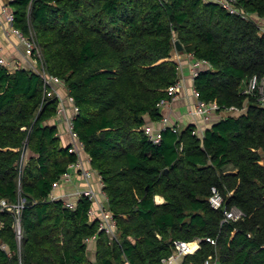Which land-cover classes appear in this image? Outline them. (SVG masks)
<instances>
[{"label":"trees","instance_id":"trees-1","mask_svg":"<svg viewBox=\"0 0 264 264\" xmlns=\"http://www.w3.org/2000/svg\"><path fill=\"white\" fill-rule=\"evenodd\" d=\"M12 6L15 26L34 30L47 71L79 107L74 128L103 176L118 237L90 217L89 197L75 208L49 197L77 158L50 122L58 97L45 92L38 71L0 63V264H166L177 239L201 240L182 264L210 257L215 264H264V105L257 92L244 91L251 76L264 77V0H237L241 13L217 0ZM177 50L207 60L194 78L202 99L244 110L216 119L203 135L194 122L168 125L155 142L146 125L160 122L161 99L173 98L169 87L181 78ZM214 184L243 218L223 221L224 208L209 201ZM22 198L19 238L10 206Z\"/></svg>","mask_w":264,"mask_h":264},{"label":"built area","instance_id":"built-area-1","mask_svg":"<svg viewBox=\"0 0 264 264\" xmlns=\"http://www.w3.org/2000/svg\"><path fill=\"white\" fill-rule=\"evenodd\" d=\"M12 1L13 0H0V24L2 25L6 36L9 38L15 36L18 39V43L21 45L23 54L26 56L28 61L31 60L34 63L37 62L38 58L43 61L42 52L39 47H37L36 41L34 40V30H31L30 33L27 34L15 26V10L12 6ZM217 1H220L232 13H241L240 8L237 6V0ZM242 14L246 15L244 12ZM0 63L6 65L11 70H14L15 68L13 67L17 62L14 59L7 58L0 53ZM207 64L208 62L205 59H193L190 66L192 78L194 79L199 70ZM44 68L45 70L43 73L38 72L44 77L45 92L48 95H52L56 92L55 95L58 97L57 114L63 120L65 126L64 131H67L70 134L71 139L68 143L71 147L70 149L75 152L77 156L76 160L70 162L67 169L53 182V187L49 197L51 199H62L64 205L70 208H75L81 197H89L91 200V206L88 210V214L93 219H99L100 230H105L111 237L116 238L118 237V222L114 212L109 207V196L104 188L105 183L103 176L95 167L92 166L91 156L86 151L84 143L81 141L78 132L74 128V118L76 117L79 107L75 104L74 97L70 93L63 95L57 90L59 86H65L61 78L50 74L45 65ZM55 84L60 85L56 87ZM182 85L183 81L180 78L175 85L169 87L170 92L173 94V98L161 99L160 105L162 108L179 96ZM244 91L249 93L257 92L259 94L261 104L264 105V77L260 78L258 74L251 76L247 81ZM192 95L194 97V101L192 102V105L189 106L188 112L193 117L199 118L203 123L202 126L197 125L195 129V131L201 135L204 134V130L207 126L221 116L239 113L244 110L234 105L223 108L217 100L208 101L202 99L200 97L199 90L195 87V85H193L192 88ZM168 125L173 127L174 130L180 129L178 120H173L170 115L164 114L162 120L158 122V125H156V123L149 122L146 125V130L155 142H159L162 137L161 130ZM80 180L84 182V185L80 183ZM209 201L214 208H224L225 216L223 221L232 219L238 220L243 218L245 215V212L236 205H233L230 208L227 207L225 204V196L216 184L211 187ZM2 204L7 205L8 203L4 199L2 200ZM24 205L25 198H22L19 202L10 206V208L13 207L17 213L15 228L19 238L22 236L20 212ZM91 239L93 238H87L88 241ZM207 239L216 243L215 238L207 237ZM174 242L176 251L171 255L162 258L163 262L166 264H178L180 258H182L185 254L194 252L201 244L200 239H177ZM205 264H215V261L212 260V257H210L205 261Z\"/></svg>","mask_w":264,"mask_h":264},{"label":"crops","instance_id":"crops-1","mask_svg":"<svg viewBox=\"0 0 264 264\" xmlns=\"http://www.w3.org/2000/svg\"><path fill=\"white\" fill-rule=\"evenodd\" d=\"M0 53L6 56L7 58L14 59L17 62V64L22 63L21 65H17V66H24L23 63L28 61L26 56L23 54V50L21 45L18 43V39L15 36H12L10 38L7 37L1 24H0ZM173 57L179 61L180 75H181V80L183 81V85L181 87L179 96L176 99H174L171 103L165 105L162 108L163 113L170 115L173 120H178L181 128L185 127L190 122H194L197 125L202 126L203 123L201 122V120L197 117H193L188 112L189 106H191L192 102L194 101V97L192 95L194 79L192 78L191 67H190L193 57L190 54H187L185 52H180L179 50L175 51ZM65 88L66 87L63 86V91L60 88V91L63 95H65L64 94ZM50 121L58 123L61 142L63 145H68L71 137L67 131H64L65 126L61 117L58 114H56L50 119ZM156 125H158V122L156 123ZM80 183L84 185V182L81 180ZM155 199L158 203H161L164 201V196L161 194H157L155 196ZM90 241L91 244L89 246V249L93 254V259H95L96 244L93 239H91ZM182 259L183 258L179 259L178 264H182Z\"/></svg>","mask_w":264,"mask_h":264},{"label":"rangeland","instance_id":"rangeland-1","mask_svg":"<svg viewBox=\"0 0 264 264\" xmlns=\"http://www.w3.org/2000/svg\"><path fill=\"white\" fill-rule=\"evenodd\" d=\"M258 21H260V24H262V29L264 30V20L263 19H261V18H259L258 19ZM25 63V64H24ZM23 63V65L24 66H26L27 68H30V69H36L37 71H39V72H44V70H45V68H44V64H43V61L40 59V58H38V60H37V62H32L31 60L30 61H27V62H24ZM22 64V63H21ZM21 64H15L14 65V67L13 68H16L17 67V65H21ZM56 85V87L57 86H59L60 84H55ZM60 88L62 89V91H63V86H59V88L57 89L58 91H60ZM61 92V91H60ZM67 93H69V90L67 89V88H65L64 89V94H67ZM56 94V92H54L52 95H55ZM67 96V95H66ZM67 103H68V100H67ZM51 122V121H50ZM205 126V125H204ZM88 254H89V256L92 258V260H95V259H93V254H92V252H91V250L90 249H88Z\"/></svg>","mask_w":264,"mask_h":264},{"label":"water","instance_id":"water-1","mask_svg":"<svg viewBox=\"0 0 264 264\" xmlns=\"http://www.w3.org/2000/svg\"><path fill=\"white\" fill-rule=\"evenodd\" d=\"M176 44H177V46H178L179 49H182L183 48V45L178 40L176 41Z\"/></svg>","mask_w":264,"mask_h":264}]
</instances>
